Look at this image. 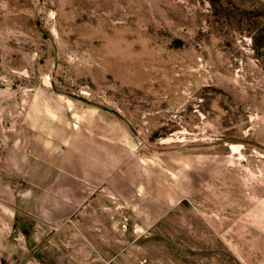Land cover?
<instances>
[{
  "label": "rangeland",
  "instance_id": "374dc122",
  "mask_svg": "<svg viewBox=\"0 0 264 264\" xmlns=\"http://www.w3.org/2000/svg\"><path fill=\"white\" fill-rule=\"evenodd\" d=\"M0 264H264V0H0Z\"/></svg>",
  "mask_w": 264,
  "mask_h": 264
}]
</instances>
